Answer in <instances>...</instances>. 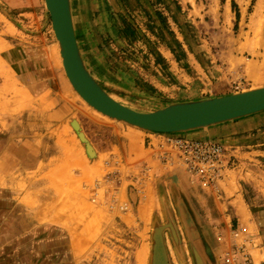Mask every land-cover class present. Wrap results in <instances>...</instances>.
Instances as JSON below:
<instances>
[{
	"label": "rangeland",
	"instance_id": "374dc122",
	"mask_svg": "<svg viewBox=\"0 0 264 264\" xmlns=\"http://www.w3.org/2000/svg\"><path fill=\"white\" fill-rule=\"evenodd\" d=\"M70 4L88 70L125 105L148 110L223 82L264 86V0ZM89 117L131 129L72 88L43 0H0V264H221L223 213L238 204L264 262V118L235 134L218 198L163 136L154 141L166 159L137 136L142 154L96 155Z\"/></svg>",
	"mask_w": 264,
	"mask_h": 264
},
{
	"label": "water",
	"instance_id": "95a60500",
	"mask_svg": "<svg viewBox=\"0 0 264 264\" xmlns=\"http://www.w3.org/2000/svg\"><path fill=\"white\" fill-rule=\"evenodd\" d=\"M43 1L68 82L87 104L111 119L149 132L177 133L264 110V86L221 96L169 102L148 110L125 105L115 99L88 70L76 38L70 0ZM73 122L77 127L78 124ZM86 148L91 149L90 145Z\"/></svg>",
	"mask_w": 264,
	"mask_h": 264
},
{
	"label": "built area",
	"instance_id": "2783aa9c",
	"mask_svg": "<svg viewBox=\"0 0 264 264\" xmlns=\"http://www.w3.org/2000/svg\"><path fill=\"white\" fill-rule=\"evenodd\" d=\"M162 136L185 166L192 181L204 189L213 190L215 196L221 198L220 182L225 171L235 166V157L225 145L215 139H193L179 133H164ZM146 145L161 158H167L149 138ZM127 208L125 203L120 205L122 210ZM229 233V244L222 254L221 264H264L263 261H256L252 253L260 247L257 233L251 232L245 225H234L231 220Z\"/></svg>",
	"mask_w": 264,
	"mask_h": 264
},
{
	"label": "crops",
	"instance_id": "0c3cea01",
	"mask_svg": "<svg viewBox=\"0 0 264 264\" xmlns=\"http://www.w3.org/2000/svg\"><path fill=\"white\" fill-rule=\"evenodd\" d=\"M202 91L203 90H200V88L196 89L194 96L183 100L215 97L235 92L229 90L228 86H226L224 82L223 85L220 86L218 85V83H216V85L209 89V94L203 95L201 94ZM260 112L211 125L205 128L181 132L180 134L193 139H215L223 143L225 147L229 149V145L233 144L232 142L238 140L237 136H235L236 133L247 131L248 129L258 124L264 118V115H262V113L259 114ZM86 117L88 118L87 115ZM89 126H92L93 129L89 130L87 135L90 138L92 148L96 155H108L111 157H116L120 149L123 148L124 157L133 158L137 153L142 154V150L137 144H135L136 149L133 147L134 142L131 140V137H133L134 139V136H137L138 139H142L141 141L143 143L144 149H148L145 146V141H147L148 138L154 145V140H159L160 138H162L161 133H146L145 131H143L142 133L131 129H126V127L117 125L115 123H108L106 121H103V119H92L89 117V120L86 123V127ZM126 134H128L129 136H127ZM225 219H228L229 222L231 220L232 224L234 225H245L251 232L256 233L255 231H258L257 225L253 221L251 214L247 213L245 209H243L239 204L238 206L236 205L231 207L229 214L223 213V220Z\"/></svg>",
	"mask_w": 264,
	"mask_h": 264
},
{
	"label": "bare ground",
	"instance_id": "6f19581e",
	"mask_svg": "<svg viewBox=\"0 0 264 264\" xmlns=\"http://www.w3.org/2000/svg\"><path fill=\"white\" fill-rule=\"evenodd\" d=\"M71 14H72V13H71ZM92 108H93V107H92ZM93 109H94V108H93ZM95 110H96V109H95ZM96 111H97V110H96ZM101 114H102V113H101ZM128 126L131 127V129L133 128V129H136V130H139V131L142 130V129H140V128H137V127H134V126H131V125H128ZM136 130H135V131H136ZM177 133L180 134L181 132H177ZM163 134H164V133H163ZM81 139H82V138H81ZM91 149L93 150V148H91ZM91 154H92V152H91ZM140 256H141V255H140Z\"/></svg>",
	"mask_w": 264,
	"mask_h": 264
}]
</instances>
